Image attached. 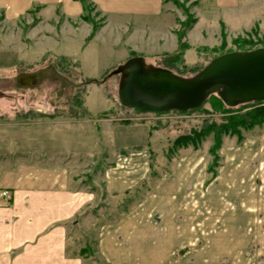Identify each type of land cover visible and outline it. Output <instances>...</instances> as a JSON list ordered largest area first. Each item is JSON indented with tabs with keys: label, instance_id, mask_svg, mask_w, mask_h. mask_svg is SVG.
I'll return each mask as SVG.
<instances>
[{
	"label": "crops",
	"instance_id": "1",
	"mask_svg": "<svg viewBox=\"0 0 264 264\" xmlns=\"http://www.w3.org/2000/svg\"><path fill=\"white\" fill-rule=\"evenodd\" d=\"M89 1L109 25L136 27L126 45L138 39L157 53L176 47L178 24L165 0ZM261 1L204 0L215 20L242 28L264 17ZM34 6L36 17L47 10L59 19L58 10L67 22L83 11L78 0H0L2 24ZM13 60L14 52L0 50V68ZM99 126L0 122V189L11 194L0 199V264H264V200L254 199V178V197H245L248 171L226 164L219 181H206V152L184 148L152 179L151 128L110 119ZM101 152L105 164L90 168ZM98 200L125 203L97 228L101 262L78 251L89 236L84 226L100 215L88 212Z\"/></svg>",
	"mask_w": 264,
	"mask_h": 264
},
{
	"label": "rangeland",
	"instance_id": "2",
	"mask_svg": "<svg viewBox=\"0 0 264 264\" xmlns=\"http://www.w3.org/2000/svg\"><path fill=\"white\" fill-rule=\"evenodd\" d=\"M78 1L83 3V11L79 17L68 19V22L58 10H55V14L61 16L59 19L47 10L42 18L36 17L39 7L34 6L15 23L5 26L1 22L0 12V50L3 53L14 52L15 57L11 65H6L10 62L5 61L4 68H0V122L18 125L48 122L72 126L91 123L99 128L104 119L113 122H144L151 128L148 146L151 150L152 179L168 169L169 161L179 150L198 149L207 154L206 181H219L215 178L220 176L224 165H237L242 173L243 170L248 171L244 176L245 197L249 200L254 197L249 187L254 178L257 188L254 199L264 200V122L251 128L239 127L238 134H222L220 146L215 152L217 157L210 151L214 143L212 131L200 136L196 148L191 143L185 147H176L174 140L178 135L197 132L213 121L223 122L232 113L220 110L212 100L205 101L195 111L161 114L138 113L123 106L118 97L119 76L109 73L131 58L130 53L142 57L147 64L156 65L162 53H172L177 49V35L176 47L169 52L157 53L158 47L142 45L138 39L126 45V38L136 31L135 26L124 27L121 24L118 29L116 24L109 25L106 17L101 15L92 2ZM165 2L171 6V20L178 24L175 33L181 28L182 21L195 20L185 32L188 48L183 50L180 60L168 61L186 76H190L188 73L193 68L203 67L221 52L237 50V47L264 46V17L242 28L228 21L215 20L214 14L210 16L211 8L205 6L208 3L204 0ZM258 4L259 8L263 7L264 0ZM94 23L97 29L92 32ZM35 27L33 33L31 30L34 31ZM139 37L137 35L134 38ZM237 106H233L236 109L234 111H238ZM103 154L100 153L90 168L96 164L99 167L105 164L102 162ZM250 175L253 176L250 178ZM85 182L86 185L90 183L87 179ZM99 184L102 186V183ZM101 186L99 191L102 199ZM105 202L98 200L93 207L95 209L88 210L89 214L94 211L92 214L96 216L99 211L100 215L96 216L92 225L84 226L89 236L83 235L84 244L78 250L87 257L93 255L94 260H99L94 254L98 226L120 214L125 206L123 200H113V204ZM262 223L264 221L260 220L259 224ZM78 238L81 239L80 236Z\"/></svg>",
	"mask_w": 264,
	"mask_h": 264
},
{
	"label": "water",
	"instance_id": "3",
	"mask_svg": "<svg viewBox=\"0 0 264 264\" xmlns=\"http://www.w3.org/2000/svg\"><path fill=\"white\" fill-rule=\"evenodd\" d=\"M114 74L119 76L120 103L138 113L186 112L214 93L230 107L262 102L264 46L216 55L190 76L147 64L140 56L118 65L109 73Z\"/></svg>",
	"mask_w": 264,
	"mask_h": 264
},
{
	"label": "trees",
	"instance_id": "4",
	"mask_svg": "<svg viewBox=\"0 0 264 264\" xmlns=\"http://www.w3.org/2000/svg\"><path fill=\"white\" fill-rule=\"evenodd\" d=\"M193 21H195L194 18L189 19V20H184L180 23L181 28L176 31L177 42H178L177 49L172 53H162L159 57L160 58L158 60L159 62L155 66L164 67V68L171 70L175 74H178L181 76H186V75L180 73L179 71H177V69L173 68L171 63H168V61L169 60H173V61L180 60V57L183 53V50L188 48L185 32H186V29L190 26V24ZM96 29H97V26L94 23L93 27H92V32H94ZM244 49L250 50V49H253V47H246V48L245 47H237V50H244ZM225 52H227V51H225ZM220 54H222V52ZM130 56L134 57L137 55L130 53ZM201 68L202 67L193 68V70L190 71V73H188V74L192 75V74L196 73L197 71H199ZM208 100L209 101L212 100L214 103H216V106L218 105L220 110L228 111L232 114H230V116L226 117L223 122L213 121L209 126H207L208 128L205 127V128L200 129L197 132L178 135L174 140V145L176 147H182V146L185 147V146H188L189 143H191L193 145V147L196 148L198 141L200 140V136H204V135H206L212 131L214 134V143H213L212 147L210 148V151L214 154V157H217V154L215 152L220 146V136L222 134H227V133L238 134L239 133V130H238L239 127L251 128L255 125H259V124H262L264 122V101L239 104L237 106L238 111H234L233 109H235V108L228 107L226 104H224V102L220 99V97L216 93L210 94L207 97L206 101H208ZM200 108L201 107H199L197 109H193V110H188L186 112L195 111V110H198ZM174 112H177V111H174ZM154 114H161V113H154ZM123 123H128V120L124 121ZM211 172H213V171H211Z\"/></svg>",
	"mask_w": 264,
	"mask_h": 264
},
{
	"label": "built area",
	"instance_id": "5",
	"mask_svg": "<svg viewBox=\"0 0 264 264\" xmlns=\"http://www.w3.org/2000/svg\"><path fill=\"white\" fill-rule=\"evenodd\" d=\"M11 197L10 193L6 189H0V199L9 200Z\"/></svg>",
	"mask_w": 264,
	"mask_h": 264
}]
</instances>
